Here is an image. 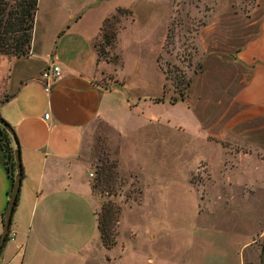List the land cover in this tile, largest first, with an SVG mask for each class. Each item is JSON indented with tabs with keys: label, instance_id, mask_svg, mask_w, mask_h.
<instances>
[{
	"label": "crops",
	"instance_id": "1",
	"mask_svg": "<svg viewBox=\"0 0 264 264\" xmlns=\"http://www.w3.org/2000/svg\"><path fill=\"white\" fill-rule=\"evenodd\" d=\"M139 1L84 0L78 5L75 0H38L29 54L0 56V117L16 136L23 169L0 264H173V249L166 243L157 247L159 240L172 235L165 229L167 206L172 202L164 194L151 198L152 189L143 185L139 171L125 169L120 158V169L134 173L141 184L139 202L128 208L136 210L145 227L130 234V245L120 233L112 248L102 245L97 229L100 203L83 157L86 136L96 124L114 134L119 153V140L158 123L148 113V107L155 104L150 98L134 96L124 85L108 90L94 83L95 41L102 22L116 9L131 10ZM228 3L223 4L224 11ZM160 4L170 9L162 27L164 40L173 1L161 0ZM252 10L256 16L238 25L245 29L255 25V29L253 35L240 38L234 52L232 62L240 68L242 82L231 94L225 112L205 121L187 106L200 129L203 178L200 200L195 199L192 206L195 225L183 236L187 246L177 264H260V241L264 239V0H255ZM212 30L204 26L200 31L201 49L210 44ZM52 65L59 66L61 75L49 82L50 91L45 92L40 74ZM257 121L256 126H249ZM5 161L0 147V234L11 190ZM96 205L95 224L85 230L84 223ZM199 228L200 232H193ZM195 244L200 246L198 252L188 247Z\"/></svg>",
	"mask_w": 264,
	"mask_h": 264
},
{
	"label": "rangeland",
	"instance_id": "2",
	"mask_svg": "<svg viewBox=\"0 0 264 264\" xmlns=\"http://www.w3.org/2000/svg\"><path fill=\"white\" fill-rule=\"evenodd\" d=\"M172 1L164 40L162 27L170 9L169 5L160 4L161 0H141L131 10L125 9L128 12L125 15L117 13L118 8L102 22L103 32L101 26L95 41L97 71L94 83L108 90L124 85L134 96L150 98L155 104L150 105L147 112L158 123L119 140V153L114 134L104 125L96 124L86 136L83 157L93 175L90 185L99 184L92 191L99 200L100 210L106 204L120 208L115 230L125 244L130 245V234L144 230L145 225L139 223L136 210L128 208L139 202L141 184L134 173L120 169L119 158L125 169L139 171L143 185L152 189L151 198L166 195L172 203L167 206L165 229L172 235L159 240L157 247L166 243L173 249V264H177V258L182 259V248L187 246L183 236L195 225L192 206L195 199L200 200L199 185L203 178L200 129L188 107L205 121L214 120L225 112L231 94L242 82L240 68L232 62L234 52L240 38L253 35L255 29V25L247 29L238 25L256 14L252 10L255 0H229L227 6L230 7L225 11L222 7L228 0ZM75 2L79 5L84 0ZM204 26L213 30L208 33L210 44L201 49L200 31ZM180 94L184 95L183 103H180ZM167 120L169 124L165 123ZM257 124L258 121L249 126ZM115 165L116 168H112ZM164 169L168 171L165 173ZM108 171L117 175L110 187L103 185L100 175ZM96 209L97 205L88 214L85 230L94 226ZM193 232H200V228ZM192 242L197 240L193 238ZM188 247H193L194 252L200 250L196 244Z\"/></svg>",
	"mask_w": 264,
	"mask_h": 264
},
{
	"label": "trees",
	"instance_id": "3",
	"mask_svg": "<svg viewBox=\"0 0 264 264\" xmlns=\"http://www.w3.org/2000/svg\"><path fill=\"white\" fill-rule=\"evenodd\" d=\"M37 8L38 0H0V56H4L7 58H20L26 57L29 54ZM117 13H119L120 15H125L128 12L125 9H118ZM107 37L108 36L104 34L103 38L105 40H107ZM114 38L115 34L112 37V40ZM106 44L110 45L111 43L106 42ZM183 99L184 95L180 94V101H183ZM0 147L6 157L5 169L8 178L10 179L12 189L13 176L15 172L13 148L11 147V139L8 133L1 126ZM112 168L115 169L116 165L112 166ZM100 175L103 178V180L101 181L106 187H110V182L114 180L116 181L117 179L116 173L114 174L113 172L109 171L107 173L101 172ZM22 178L23 169L21 166V180ZM98 185L99 184H95L94 186H91V188L93 189ZM17 202L18 196L16 199V203ZM15 207L16 204L14 206V209ZM6 208L4 210V213L6 211ZM4 213L1 217V223ZM119 215L120 208L113 204L102 205L101 210L97 214V229L100 234L102 245L106 249H110L116 244L117 231L115 230V226L118 223ZM8 240L9 235L7 236L5 242H7ZM260 264H264V239L260 243Z\"/></svg>",
	"mask_w": 264,
	"mask_h": 264
},
{
	"label": "water",
	"instance_id": "4",
	"mask_svg": "<svg viewBox=\"0 0 264 264\" xmlns=\"http://www.w3.org/2000/svg\"><path fill=\"white\" fill-rule=\"evenodd\" d=\"M0 126L8 133L12 143H13V158H14V176H13V183H12V189L11 194L8 200L7 208L3 216V220L1 223V234H0V252L5 244L6 238L9 233V227L11 223L12 213L14 210V206L16 204V199L20 190L21 186V163H20V150L18 141L16 139V136L10 127V125L0 118Z\"/></svg>",
	"mask_w": 264,
	"mask_h": 264
},
{
	"label": "built area",
	"instance_id": "5",
	"mask_svg": "<svg viewBox=\"0 0 264 264\" xmlns=\"http://www.w3.org/2000/svg\"><path fill=\"white\" fill-rule=\"evenodd\" d=\"M61 75L60 72V68L57 65H52L50 67H48L46 70H44L41 74H40V79L42 81H44V91L45 92H49L50 91V86H49V82H54L55 80H57ZM45 119L48 118V115L46 114ZM93 175H91L92 177Z\"/></svg>",
	"mask_w": 264,
	"mask_h": 264
}]
</instances>
